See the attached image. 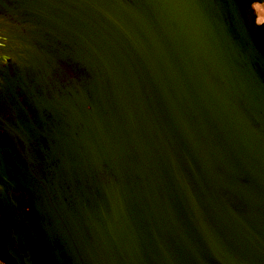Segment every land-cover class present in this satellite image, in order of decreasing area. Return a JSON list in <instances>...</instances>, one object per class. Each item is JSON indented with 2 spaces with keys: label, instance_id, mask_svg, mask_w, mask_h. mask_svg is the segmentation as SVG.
Returning a JSON list of instances; mask_svg holds the SVG:
<instances>
[{
  "label": "water",
  "instance_id": "water-1",
  "mask_svg": "<svg viewBox=\"0 0 264 264\" xmlns=\"http://www.w3.org/2000/svg\"><path fill=\"white\" fill-rule=\"evenodd\" d=\"M136 7V27L120 21L110 30H124L130 41L137 28L138 60L163 62L167 83H151L156 70L146 67L133 75L135 85L117 86L116 102L127 113L116 125L138 150L128 144L116 151L122 160L136 152L139 162L116 214L121 241L106 240V247L120 250L119 264H131L126 254L136 237L146 250L132 252L139 264H264V55L250 4L138 0ZM151 139L165 153L153 170L142 163ZM99 238L107 235L95 236L93 247ZM93 254L100 256L97 248Z\"/></svg>",
  "mask_w": 264,
  "mask_h": 264
},
{
  "label": "flooded vegetation",
  "instance_id": "flooded-vegetation-1",
  "mask_svg": "<svg viewBox=\"0 0 264 264\" xmlns=\"http://www.w3.org/2000/svg\"><path fill=\"white\" fill-rule=\"evenodd\" d=\"M137 1L0 0V264L122 260L106 240L121 241L116 214L139 158L132 135L116 125L127 113L116 102L117 86L135 85L133 75L146 67L156 70L151 83H167L163 62L138 60L137 28L130 41L124 30L121 36L110 30L120 21L136 27ZM247 1L259 30L255 44L264 55V0ZM124 49V56L115 54ZM138 129L145 139L143 127ZM128 144L131 158L122 160L116 150ZM151 144L142 163L153 170L165 153L156 141ZM145 225L150 228H137ZM97 235L107 238L93 247ZM142 242L130 239L132 252L146 251ZM96 248L100 256L93 260ZM132 252L127 260L139 264Z\"/></svg>",
  "mask_w": 264,
  "mask_h": 264
}]
</instances>
